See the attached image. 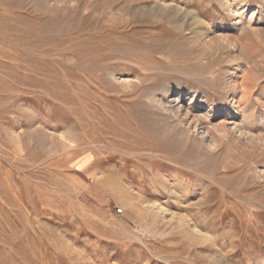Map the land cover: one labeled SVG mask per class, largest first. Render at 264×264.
Instances as JSON below:
<instances>
[{
	"label": "rangeland",
	"instance_id": "374dc122",
	"mask_svg": "<svg viewBox=\"0 0 264 264\" xmlns=\"http://www.w3.org/2000/svg\"><path fill=\"white\" fill-rule=\"evenodd\" d=\"M225 2L0 0V264L264 263V149L210 142L156 102L169 87L219 101L209 77L232 62L264 82V0Z\"/></svg>",
	"mask_w": 264,
	"mask_h": 264
},
{
	"label": "bare ground",
	"instance_id": "6f19581e",
	"mask_svg": "<svg viewBox=\"0 0 264 264\" xmlns=\"http://www.w3.org/2000/svg\"><path fill=\"white\" fill-rule=\"evenodd\" d=\"M45 1H47V0H45ZM219 1H221V0H219ZM223 1L225 2V0H223ZM169 2H171V1H169ZM242 2H243V0H242ZM262 2L263 1H260L258 6H262V4H263ZM171 4L172 3H169V5H166V6H171V9H176L175 4L173 6L174 8L172 7L173 4L172 5ZM225 4H227V3L225 2ZM263 15H264V13H263ZM199 19H198L197 15L191 14L190 22H192L193 25L196 23L198 25V24H200ZM197 25H195V26H197ZM234 25L240 26L241 29H244V27L242 26L243 23L241 24V23L237 22ZM238 32H240V31H238ZM214 33H216V32H214ZM240 33H242V32H240ZM199 35L202 36V34H199ZM219 37L225 38L226 36L222 32H221V34H212V36H210V38L208 40V43L213 41V39H217ZM242 45L239 47V49L241 51H243V53H245V48ZM245 65H243L241 63L232 62L230 67H225L223 69L219 68L215 75L209 74V75H211L209 77V80L211 82V85L214 88L216 95L218 96L219 101L212 100V98H208L207 94H201L197 90L185 91L184 89H181L180 87H169L163 91V95L160 96L158 98V100H156V102H158V104L161 106V108L164 111H166V114H168L169 116H174V117L176 116L177 120L179 119L178 121L184 122L183 125H185V123H186L189 127V124H191V126H193L195 129H200L201 134L206 136L207 138H209V141L212 137L214 138L215 134H217L218 136H220L218 138L222 137V138H225L227 140H231L232 143H235V142L237 143L238 141H240L244 145L249 144V146L253 145V144H257L258 146H260L261 148L264 149V134L257 132V131L254 132V130H252V127H253L252 125H255L258 121H261V120L264 121V112L257 110L258 111L257 116L256 117L251 116V111L253 110L252 113L255 112L254 108H252V110H251L252 103H253L251 96L255 95V97L258 99L257 101L260 103L259 106L261 105L264 107V82L257 85V83L255 82V80H257V78L255 77L256 79L254 78L255 79L254 80L253 77L250 75L251 74L250 73V71H251L250 66H249V68H247ZM213 70H214V68H213ZM253 89H254V91H253ZM185 97L188 100L187 103H184V100H186V99H184ZM193 102L196 104V106L192 108L191 103H193ZM258 102L256 104H258ZM255 106H257V105H255ZM261 106H260V108H261ZM262 109H264V108H262ZM238 110H240L239 113H238ZM180 122H179V124H180ZM181 125H182V123H181ZM215 137H216V135H215ZM254 173H256V175L259 178L264 180V166L263 167L256 166V171ZM163 182H164V180H163ZM163 184H162L163 187H165V186L168 187L167 184H165V185H163ZM153 185L155 186L156 184L154 183ZM175 186L177 187V183L175 184ZM181 187L184 188L183 186H181ZM169 188H166V189H169ZM175 192H176V190H175ZM145 208L154 210L155 213H157V215H160L161 218L165 219L167 216H169L168 221H170L171 219L174 218V215H172V214L171 215L170 214H167V215L164 214L165 207L162 205L146 204ZM251 211H252V209H251ZM251 211H249L248 219H245L242 217V218H239L240 221L238 220L239 222H242L244 224L245 228H243V229L246 233H248V232L250 233L251 229L252 230H258V226L255 224V220H257L258 215L256 213L251 212ZM228 217H230L229 214H228ZM231 218H232V216H231ZM226 220L229 221L228 218ZM176 221H177V225L180 229L179 230L180 233H182V235L185 238H187L188 240H190V241H201V242L202 241H204V242L209 241V243H207V244L208 245L211 244L212 246H214V243H213L214 237L212 238V235H211V237H210V235H208L211 231L207 232L208 231L207 230L204 232H207L208 234L204 233L202 230H205V229L201 230L199 228L200 227L199 225H195L196 223L194 224L191 221V223L189 222V223L185 224V222L182 221L179 217L176 219ZM230 221H232V219H230ZM227 224H228V222H227ZM231 224H232L231 227H233L232 222H231ZM197 226H199V227H197ZM225 227L226 226H224V229H226ZM229 227H230V223H229ZM241 227H242V225H241ZM236 228L237 227H235L234 229L236 230ZM221 229L223 230V228H221ZM227 229H228V227H227ZM237 231H238V229H237ZM225 232H226V230H225ZM240 232H242V231H240ZM238 234H240V233H238ZM228 235H230V234L228 233ZM239 237H240V235H239ZM233 238L234 239L230 238V240L232 239L234 241L236 237H233ZM240 238L239 239L236 238V240L237 239L240 240ZM211 241H213V242H211ZM228 242L230 243V241H228ZM232 245H233V243L231 244V246ZM226 246H227V244H226ZM209 247H211V246H209ZM224 247L225 246H223V248ZM231 249H233V247ZM223 251H222V253H223ZM220 257H221V255H220ZM211 259H209V262ZM250 261H251V259H250ZM225 262H222L220 260V261H217V263L215 261L213 264H215V263L216 264H226ZM248 264H259V262L252 260Z\"/></svg>",
	"mask_w": 264,
	"mask_h": 264
}]
</instances>
